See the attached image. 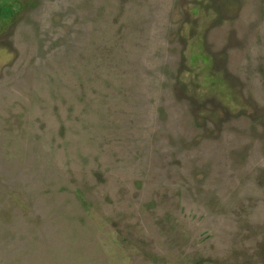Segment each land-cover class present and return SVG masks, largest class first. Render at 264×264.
Masks as SVG:
<instances>
[{
    "label": "rangeland",
    "instance_id": "1",
    "mask_svg": "<svg viewBox=\"0 0 264 264\" xmlns=\"http://www.w3.org/2000/svg\"><path fill=\"white\" fill-rule=\"evenodd\" d=\"M0 264H264V0H0Z\"/></svg>",
    "mask_w": 264,
    "mask_h": 264
}]
</instances>
